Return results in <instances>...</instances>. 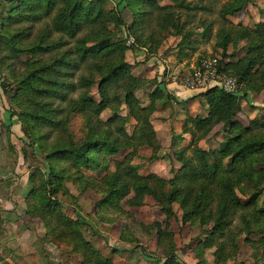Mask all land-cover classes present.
Wrapping results in <instances>:
<instances>
[{
  "label": "trees",
  "instance_id": "trees-1",
  "mask_svg": "<svg viewBox=\"0 0 264 264\" xmlns=\"http://www.w3.org/2000/svg\"><path fill=\"white\" fill-rule=\"evenodd\" d=\"M5 1L8 7L0 20V60L10 69V82L6 81L4 90L13 91L9 99L20 107L17 115L46 166L44 170L35 166L28 176L31 187L24 197L25 213L39 218L51 239L69 241L81 264H115L83 237L80 220L65 214L57 195H69L64 182L70 179L75 185L96 189L98 210L111 208L127 214L123 205L158 207L166 222H138L136 227L127 223L126 227L135 229L136 237L127 232L121 237L139 243L140 235L154 236L161 256L144 252L154 264L180 263L167 223L177 218L174 203L181 211V225L197 223L204 235L197 241L195 264L207 263L206 249L212 251L215 264L233 257L240 235L259 253V260L264 257V205L258 204L264 197V115L249 117L241 109L249 92L264 89V22L249 26L227 19L241 12L250 0L223 2L219 9L223 22L214 32L212 22L201 24V37H215L216 49H220L218 64L243 83L242 93H228L214 85L188 99L197 98L203 113L185 116L181 132L188 133L190 140L174 150L180 165L168 179L153 172L143 174L138 164L131 162L143 146L151 149L148 160L160 158L161 144L149 119L158 97H164L162 106L175 98L161 82L149 92L148 104L135 95L147 80L131 72L132 65L125 59L126 41L132 35L136 51L153 52L166 35H176L180 37L176 56L187 58L189 50L196 49L191 39L195 32L186 28L187 20L176 8L191 11L205 6H193L186 0H170L173 4L164 5L157 0H119L125 3L121 9L118 3L107 9L105 0ZM142 4L149 9L140 8ZM126 7L135 15L124 38L119 32L126 25L122 15ZM41 21L44 26L28 41L30 26ZM19 24L23 28L16 31ZM230 45L233 51L227 53ZM15 63L22 66L20 73ZM123 105L127 116L120 113ZM106 110L110 114L103 120L101 114ZM128 118L135 122L131 133L126 129ZM210 133L222 134L219 148L198 145ZM128 148L130 152L125 153ZM22 153L25 159L26 148ZM121 153H125L122 159L112 158ZM84 170H95L100 176L86 177ZM135 247L146 250L141 243Z\"/></svg>",
  "mask_w": 264,
  "mask_h": 264
},
{
  "label": "rangeland",
  "instance_id": "rangeland-1",
  "mask_svg": "<svg viewBox=\"0 0 264 264\" xmlns=\"http://www.w3.org/2000/svg\"><path fill=\"white\" fill-rule=\"evenodd\" d=\"M186 1L191 2L193 6H195V4L205 6L204 9L196 8L191 11L183 8H176L180 10L182 15L181 18L187 20L186 28H191L195 32L191 39L195 40L194 45L196 49L194 51L189 50L191 53L189 57L180 60L177 58L176 44L180 37L176 35H166L162 38L157 50L153 52L144 49L136 52L135 45L133 46V44L131 45L128 43V40L126 41L129 48L125 52V59L132 65L131 72L135 76L139 75L147 80L145 84L135 91V95H137L144 104L149 103V92L153 90L156 84L161 82L160 86L165 90L166 88L164 86L166 84L173 82L178 83L181 74L188 72V68L191 65H196L200 59L208 56H220V49H216L214 44L215 37H201L200 32L203 28L201 25L203 22H212L213 32L222 24L223 20L219 15V9L221 4L226 0ZM157 2L161 5L173 4L170 0H157ZM117 3L120 9L125 4L123 1L119 0H105V7L107 9L115 8ZM7 7V2L5 0H0V20L5 17ZM140 8L145 10L149 9L145 4H142ZM122 15L126 25L120 27L119 33L125 38L128 34L126 26L131 24L135 14L131 7H126ZM227 19L234 23H241L249 26H254L257 22H264V0H250L241 12L229 15ZM41 22L30 26L28 41H33L37 32L44 26V21ZM21 24L24 25V22ZM21 24H19L20 27H15L14 29L16 31L21 30V28H23ZM27 24L26 22V25ZM148 31L149 28H146L145 32L148 33ZM129 37L134 39L132 35H129ZM156 38H158V34H156ZM241 44H243V42H241ZM232 51L233 47L230 45L227 49V53ZM242 54L243 52L239 50V55L241 56ZM20 57L24 59L25 55L22 54ZM168 58L170 59L168 60ZM163 59L166 60V62H163ZM223 60L228 61L229 59L225 58ZM177 64H181V66L177 68ZM14 67L16 72H21L22 66L20 64L15 63ZM9 74L10 69L6 65H2L0 60V166H3L1 167L2 171H0V181H2L0 183V195L2 198L4 196V201H8L6 202V207L0 203V264H81V258L71 251L69 241L63 242L51 239V237L47 235V229L39 218H30L29 215L25 213L26 205L24 197L27 190L31 187L28 183V176L35 166H40L43 170L46 166L42 160L43 155L39 153L37 148H32L29 140L30 137L17 115L20 111V107L13 104L9 99L13 91L4 90V87L7 85L6 81L9 80L10 82ZM11 86L14 88L16 85L11 84ZM168 88L165 91L172 97H177L179 99L178 96L174 95L175 93L172 87L170 86ZM95 91L96 87H93L92 92ZM241 93L242 91H240V94ZM163 100L164 97L162 99L158 97L156 99V104L162 106L161 101ZM177 101L174 102L171 100L166 104L168 110L163 114V117H160L161 115L159 112L150 116L149 120L160 137L159 139L157 136L161 144V148L158 151L160 158L152 161L148 160L151 149L145 146L139 147L136 154L132 157L131 162L138 164L143 174L153 172L162 178H170L173 175V171L176 169L175 167L179 166V162L175 159L173 152L178 147L185 146L189 139H185L187 135L182 139L179 138V144H172V141L169 142V136L172 140L174 137L173 134L176 133L173 128L180 127L181 129L183 122L182 113H180L178 109H181L183 106V109L186 110L184 117L186 116V112L196 115L198 112L203 113V110L199 104L196 103V105H193V103L196 102L195 100L191 102L185 101V103ZM262 103L264 102L262 101ZM249 106L250 108H254V105ZM257 109L259 110L255 115H264V106H257ZM13 112L15 114H12V117H10V113ZM120 113L122 116H127L128 110L125 105L120 108ZM109 114V111L106 110L101 114V118L105 120ZM160 119L164 122H161ZM167 121L169 124L168 126L171 127L167 126ZM134 123L132 118L127 119L126 129L128 133H131ZM9 124L10 127H6V125ZM78 124L79 120L76 119L74 121L75 128H77ZM210 134L209 137L205 138V142H202V139L199 140V146L208 149L215 147L219 148L224 141L223 138L221 137L222 139L216 140L215 135L212 133ZM219 143L220 145H218ZM22 148H26L27 151V156L24 159L25 164H23L22 168L17 172H15L14 168H12L11 171L7 170L9 164L11 166L12 162L16 163L18 162L17 159H21V156L23 157ZM1 150H8L10 153L6 156L4 155L6 153H1ZM126 152H130V148H128L125 153ZM125 153H121L112 158L122 159ZM83 174L86 177L96 176L98 178L100 176L95 170H84ZM64 184L70 193L68 196L59 193L57 198L61 199L65 214L71 218H78L80 220V229L83 237L89 241L101 255L111 258L115 264H154L152 258L146 256L144 252L152 254L153 257L161 256V251L157 248L154 236L148 234L146 236L140 235L138 239L139 243L121 239L126 232L136 237L135 229L131 226L126 227L127 223L133 224L136 227L138 222L144 224H150L156 220L162 223L166 222L164 215L159 212L157 206L149 203L138 207L123 205L122 208L127 214L119 213L111 208H102L98 210L95 204L99 200L100 195L95 188L75 185L70 179L66 180ZM258 204L264 205V197L258 201ZM173 209L177 214V218H172L168 220L167 223L169 227L168 230L173 234L172 240L175 243L177 257L180 262L179 264H195L197 259L195 258L194 251L197 241L202 239L204 235L197 223L193 224L191 227L188 225H181L179 219L181 211L177 203H174ZM124 227L125 230L123 229ZM242 238V235L238 236V252L236 255L227 259L225 262L220 261L219 264H264V257L259 260V253H254L253 250L242 241ZM140 243L142 247L146 249L145 251L141 250V247H135ZM204 255L207 262L206 264H215L211 250L206 249Z\"/></svg>",
  "mask_w": 264,
  "mask_h": 264
},
{
  "label": "crops",
  "instance_id": "crops-1",
  "mask_svg": "<svg viewBox=\"0 0 264 264\" xmlns=\"http://www.w3.org/2000/svg\"><path fill=\"white\" fill-rule=\"evenodd\" d=\"M136 52H139V51H136ZM142 54H143V52H142ZM170 58H168V60H169ZM163 62H166V60H164L163 59ZM164 64V63H163ZM162 64V65H163ZM185 65V64H184ZM179 66H181V64H177L176 65V67L178 68ZM193 65H191L189 68H188V70L192 67ZM182 69V68H181ZM172 87V89H173V91H174V95H176V96H178L179 97V99L176 97H174L175 99H173V101L175 102V101H177V102H183V103H185V101L187 102H191V101H196L195 103H193V105H196V103L197 104H199V102H198V99L196 98V99H194V100H188L191 96H193V95H195V94H197L199 91H191V90H188V89H186V88H184L183 86H181L179 83H176V82H173V83H169V84H166L164 87L167 89L168 87ZM165 89V90H166ZM169 89V88H168ZM189 97V98H188ZM187 98V99H186ZM246 100H243L242 101V103H241V109H242V112L246 115V116H249V117H253L254 115H255V113L259 110V109H257V106H264V103H262V101L264 102V89L260 92V93H255V92H249L248 93V95H247V97L245 98ZM249 105H254V108H250V106ZM160 107H161V109H160ZM164 107V108H163ZM160 106V105H157L156 106V110L154 111V113L152 114V115H154V114H156L157 112H159L160 113V117H163V114L168 110V108H166L167 106ZM257 109V110H256ZM179 110V112L180 113H182V117H183V121H184V113H185V109H183V106L181 107V109H178ZM262 110V109H261ZM187 113L191 116V117H194V116H196L197 114H199L200 112H198L196 115H192L190 112H186V115H187ZM263 113H264V110H263ZM180 116V115H179ZM178 116V117H179ZM160 121L161 122H164L162 119H160ZM183 123V122H182ZM166 124H167V126L169 125L168 124V121L166 122ZM182 126V125H181ZM168 127H171V126H168ZM173 130H174V132H176V133H174L173 135H174V137L172 138V140L170 139V136H169V142L170 141H172V143L174 142V143H178L179 144V138L180 139H182V138H184V137H186L187 135V137L185 138V139H189L190 140V135L188 134V133H182L181 132V129H180V127L179 128H173ZM155 131H156V133H157V136H158V138L160 139V137H159V135H158V132H157V130L155 129ZM213 134V133H212ZM172 135V136H173ZM211 134H209L207 137H209ZM214 135H215V139L216 140H220V138L222 137V134L221 133H214ZM177 137V138H176ZM222 139V138H221ZM203 141L202 142H205L206 141V139H202ZM215 141V140H214ZM189 142V141H188ZM188 142H187V144H188ZM186 144V145H187ZM185 145V146H186ZM198 145H199V143H198ZM206 145V144H205ZM180 147H182V146H180ZM201 147V146H200ZM201 148H203V149H208V148H204V147H201ZM1 153H6V154H4V155H6V156H8L9 155V153H10V151H5V150H1ZM20 153V152H19ZM23 155V154H22ZM3 160H5V159H3ZM18 160V162H12V164H11V166H10V164L8 165V168H7V170H12V168H14V170H15V172H17V171H19L21 168H22V166H23V164H25L24 163V157H22L21 156V159H17ZM1 163V162H0ZM180 165V164H179ZM1 167H3V166H0V168ZM179 166H177V167H175L176 169L178 168ZM0 171H2V168L0 169ZM166 179H168V178H166ZM2 181H0V183H1ZM3 198H4V196H3ZM2 198V196L0 195V203H1V205H3L4 207H6V202H8V201H4V199Z\"/></svg>",
  "mask_w": 264,
  "mask_h": 264
},
{
  "label": "built area",
  "instance_id": "built-area-1",
  "mask_svg": "<svg viewBox=\"0 0 264 264\" xmlns=\"http://www.w3.org/2000/svg\"><path fill=\"white\" fill-rule=\"evenodd\" d=\"M128 43H134L133 38H129ZM178 83L191 91H202L210 86L218 85L228 93L237 94H240L243 86L236 77L226 74L219 66L217 57L212 56L200 59L188 72L182 73Z\"/></svg>",
  "mask_w": 264,
  "mask_h": 264
}]
</instances>
